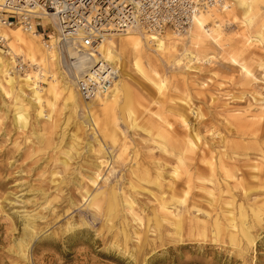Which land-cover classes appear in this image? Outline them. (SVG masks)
<instances>
[{"label":"bare ground","instance_id":"6f19581e","mask_svg":"<svg viewBox=\"0 0 264 264\" xmlns=\"http://www.w3.org/2000/svg\"><path fill=\"white\" fill-rule=\"evenodd\" d=\"M258 1L230 0L221 9L199 12L185 39H175L178 35L172 31L150 36L134 29L109 32L85 52H77L73 42L66 47L69 63L58 58L56 42L59 47L64 44L56 31L46 38L49 47L39 33L18 27L2 32L11 53L36 69L20 76L13 70L12 59L0 50V97L9 99L8 104L2 99L0 109L11 115L14 129L34 135L35 141L25 151L40 155L36 162L41 161L36 167L40 179H34L35 184L25 182L24 194L6 193L8 207L0 205L9 230L17 229L14 216L22 217V232L12 243L19 259L27 260L28 245L38 234L47 236L43 228L36 230L37 220L47 219V226L59 200L67 209L79 204L70 186L78 191L80 202L85 200L92 220L101 219L99 231L113 229L125 246L132 238L138 242L132 249L125 248L133 260L151 228L173 241H181L185 231L202 235L209 229L213 238H226L240 256L255 245L254 229L264 222V96L256 88L261 84L264 91V79L251 72L245 58L250 59L249 44H264V0L259 1L262 5ZM238 12L245 28L235 37L226 36L230 29L222 24L231 17L235 23ZM177 41L182 47H177ZM209 43L226 48V58L243 76L241 84L253 86L243 96L227 95L232 100L249 96L245 106L217 105L215 97H209V112L192 105L190 80L182 76L183 71L198 69L192 64L202 60L199 55ZM204 56V60L215 58ZM167 65L182 77L184 95L179 102L167 92V78L159 71ZM258 65L264 67V56ZM95 66L88 75V67ZM96 70L104 76H97ZM132 72L155 90L150 106L136 102ZM83 74L86 87L88 82L97 85L89 98L82 97L78 88ZM105 84L106 91L101 93L99 88ZM60 98L62 106L57 105ZM190 113L198 120L194 126ZM131 130L140 135L138 140L132 138ZM44 173H48L46 180ZM141 195L146 198L140 199ZM145 208L150 215L142 213ZM72 228L67 221L65 231Z\"/></svg>","mask_w":264,"mask_h":264},{"label":"rangeland","instance_id":"374dc122","mask_svg":"<svg viewBox=\"0 0 264 264\" xmlns=\"http://www.w3.org/2000/svg\"><path fill=\"white\" fill-rule=\"evenodd\" d=\"M224 2L226 4L232 3L230 0H225ZM259 4L262 5L261 2ZM262 11V17H264V8ZM241 16V12H238L236 13L235 23L231 22L233 20L232 17L229 18V22H223L222 27L230 29L226 33V36L235 37L245 28L240 22ZM204 27V29L209 28V26ZM44 28L46 31L50 29L49 25H45ZM189 31L190 29L186 33L177 34L178 36H174V38L178 39L183 36L185 39ZM179 40H182V38ZM176 44L178 48L182 47L179 41ZM189 47L194 49L191 46ZM227 52L226 48H218L214 44L209 43L208 48L199 55V58L202 60L192 64L193 66H198V69L194 70L192 68L183 71L184 74L182 76L188 77V80H190L191 86L188 94L190 95L191 103L203 113L209 112V108L212 107L209 97H215L217 105L227 103L228 108L243 107L249 99V96L233 100L227 98L229 94L243 96V94H248L247 91L249 89L253 88L250 85L251 83L248 86L241 84L240 80L243 76L239 72L238 67L230 63L226 58L228 56ZM249 53L251 54L250 59H245L251 72L257 77L264 79L262 75L264 67L258 65V62L264 56V44L252 42V44H249ZM204 54L213 55L215 58L204 60L206 57H203ZM130 63V60H128L127 64L130 65ZM96 67H88L90 72L87 74L94 71ZM159 71L167 78V92L174 94L175 101L179 102V96L184 95L182 93L181 75L178 74L172 65L160 66ZM95 72L97 76H104L97 70ZM80 77H84V74ZM132 77L136 102L139 103L141 101L143 105L150 106L151 101H154V97L156 96L155 90L135 72H132ZM41 84L45 85V82H41ZM260 85L256 88L264 96V91ZM195 89L200 94L195 93ZM2 99L7 104L9 103V99L0 97V106L3 103ZM57 105L62 106L61 98L58 99ZM155 108L156 104L153 106V109ZM61 111V118H63L65 111ZM77 118L81 119L80 111ZM189 118L192 126L198 121L194 113H190ZM218 118L219 120L223 119L222 116ZM86 130L90 134L88 127ZM25 132L14 129L11 124V115L0 109V205L6 204L5 207H8L4 198L6 193L17 192V195L24 194L26 190L25 182L29 181L35 184L34 179H40L38 177L39 174H37L39 169L36 168L41 163V161L36 162L40 155L30 156L28 151H25L27 149L26 146L35 141V137L34 135H30V132ZM130 134L134 140L139 139L140 135L133 133V130H131ZM14 142L17 143V148L14 147ZM143 146L139 145L142 150H146ZM81 151L85 153V149H81ZM153 153L157 155L158 151L154 149ZM10 163L12 164L10 165ZM49 164L53 166L54 163ZM18 170L23 171L19 174ZM47 176L48 173H44L42 179L46 180ZM42 183L45 185V182ZM23 188L24 191H19ZM69 189L71 196L79 204L67 209L65 202L59 200L57 202V209H54L56 211L52 221L47 226L45 225L47 219L36 221V230L40 231L43 228L42 230L46 231L44 234L47 236L44 237L40 233L31 240L28 245L29 249L26 261L19 259L12 247L15 237H18L22 232V217H20V214L14 216L17 229L12 231L9 230V223L4 219V215L0 213V264H264V222L263 226L254 229L253 233L256 235L255 245L249 247L242 256L238 254V249L230 244L226 238H213L209 229L202 235H197L194 231L192 233L185 231L182 233L181 241H173L172 237L159 236L151 228V231L145 235V241L143 242L145 245L141 248L140 255L133 260L128 255L127 250L125 252V248L128 246L127 249H132L138 242L132 238L125 246L122 243L120 235L116 234L113 229L107 230L102 228L99 231L98 227L100 226L101 219L95 216L92 220L90 212L84 208L85 205L83 203L85 200L80 202L78 191L71 186ZM64 191L66 192V190ZM141 198L145 199L146 195H141ZM15 205L22 206L20 203H16ZM27 208L30 209L29 207ZM18 210L22 209L19 208ZM144 210L145 212L142 213L145 216L146 214L150 215L148 213L149 210L146 208ZM200 217L203 218L202 214ZM48 218L51 219V216ZM81 220L88 221L89 224L83 225L81 224ZM67 221H71L73 224V228L70 231H65L64 229ZM129 225L135 227L133 222H129ZM141 227L144 228V225Z\"/></svg>","mask_w":264,"mask_h":264},{"label":"built area","instance_id":"2783aa9c","mask_svg":"<svg viewBox=\"0 0 264 264\" xmlns=\"http://www.w3.org/2000/svg\"><path fill=\"white\" fill-rule=\"evenodd\" d=\"M223 3L224 0H4L0 5V50L12 59L13 70L22 76L34 65L11 53L2 33L6 29L18 27L42 34L46 47L50 46L46 38L58 32L64 44L59 47L56 42L58 58L69 63L70 43L76 42L73 47L77 52H85L112 31L140 29L150 36L165 31L183 34L190 29L195 15L206 9H221ZM42 21L49 25L48 31ZM81 78L78 88L82 97H92L97 85L88 82L86 87L87 77ZM106 85L100 86L101 93L106 91Z\"/></svg>","mask_w":264,"mask_h":264}]
</instances>
